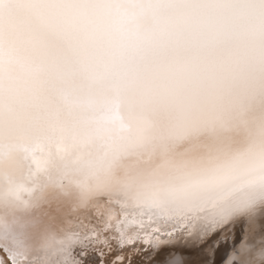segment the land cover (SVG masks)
<instances>
[{
    "label": "snow or ice",
    "instance_id": "obj_1",
    "mask_svg": "<svg viewBox=\"0 0 264 264\" xmlns=\"http://www.w3.org/2000/svg\"><path fill=\"white\" fill-rule=\"evenodd\" d=\"M0 264H264V0H0Z\"/></svg>",
    "mask_w": 264,
    "mask_h": 264
}]
</instances>
